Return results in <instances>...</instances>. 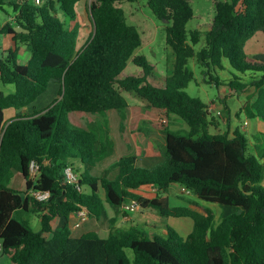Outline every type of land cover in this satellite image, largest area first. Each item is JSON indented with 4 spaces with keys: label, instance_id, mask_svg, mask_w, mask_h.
Returning <instances> with one entry per match:
<instances>
[{
    "label": "trees",
    "instance_id": "16d2710c",
    "mask_svg": "<svg viewBox=\"0 0 264 264\" xmlns=\"http://www.w3.org/2000/svg\"><path fill=\"white\" fill-rule=\"evenodd\" d=\"M134 1L94 0L87 5L86 0H42L37 6L31 0H0V11L12 8L21 28L16 32L8 24L2 30L17 45L0 57L2 83L15 86L12 94L0 92L2 253L11 264H132L127 249L134 253L133 264H264V148L258 156L251 154L249 140L239 128L233 136L212 133L220 122L207 104L185 91L194 79L188 68L191 59L206 70L208 82L217 86L220 79L211 72L226 70L228 61L236 73L221 102L228 108L229 98L254 88L255 95L249 96L240 113L264 122V54L250 57L246 53L247 43L264 33V0H211L216 15L206 33L194 30L190 34L191 0H148L153 14L171 23L167 44L174 52L175 67L163 83L157 81L159 75L147 58L136 54L143 44L141 35L119 7ZM58 9L69 25L59 18ZM74 22L86 30L91 27L80 48L81 31L71 27ZM203 37L205 45L196 52ZM18 44L30 48L26 65L18 62ZM129 62L141 72L125 76ZM50 86L56 87L58 95L48 107L6 118V110L28 108ZM123 92L151 109L177 116L189 131L183 135L164 130L166 146L158 165L141 168L137 156L130 154L98 177L93 170L115 151L99 119L117 111L121 130L126 131L124 112L129 103ZM75 161L84 171L76 183H69L65 170L74 168ZM34 167L36 179L32 178ZM111 170L117 171L114 179L108 176ZM16 172L24 181L23 191L10 186ZM175 184L201 201L236 211L215 226L210 210L202 214L173 208L165 197L148 199L135 192L150 186L165 194ZM132 200L164 217L190 218L191 234L184 239L167 227L165 237L137 228L112 230L105 239L96 232L73 235V215L86 210L89 218L109 219L105 204L119 213ZM24 213L39 217L40 231L23 218Z\"/></svg>",
    "mask_w": 264,
    "mask_h": 264
},
{
    "label": "rangeland",
    "instance_id": "374dc122",
    "mask_svg": "<svg viewBox=\"0 0 264 264\" xmlns=\"http://www.w3.org/2000/svg\"><path fill=\"white\" fill-rule=\"evenodd\" d=\"M94 0H86L87 5L91 4ZM192 10H193V18L189 21L187 24V32L190 34V32L194 30H200L202 33H206L207 27L209 24L212 23L215 15H216V7L215 3L211 0H191L190 1ZM119 7L122 8L127 16V21L129 25H133L137 27L143 44L140 49L136 51L137 55H143L147 58V60L155 67L156 72L159 75V78L157 81H160L163 83V79L169 75L172 74L174 67H175V55L171 47L167 44V28L171 26L170 22H167L165 20L158 19L153 12L150 10L148 6V0H136L134 2H124L119 4ZM14 16L12 8L9 6H6L4 11H0V23H3L4 21H7L9 17ZM58 16L62 21H67L68 25L70 24V20L67 19L62 12L58 9ZM74 29H80V36H79V42H78V48H80L84 43L86 42L88 38V33L91 32V27L87 26V30L84 28V25H79L76 22H74L71 25ZM85 29V30H84ZM4 36L0 35V40H2ZM257 38H264V33H260ZM205 45V39L203 37L200 44L195 46L196 52H199L202 47ZM264 52V50H262ZM248 53H253L251 48H248ZM18 62L22 65H26L28 62L25 58V56L21 55L19 57ZM227 65V69L224 71H212V75L215 78L220 79L221 85L217 86L215 83L210 84L208 82L209 76H207L204 72L206 71L201 65L196 61V59H191L188 63V68L193 71L194 73V79L188 84V87L185 89L187 94L191 96L192 98L200 99L202 102H204L207 105H211L212 103H217V111H222L221 116L217 114V112H212L210 110L211 114L215 116L220 124L222 126H228L231 128V124H235L237 128H239L248 138L249 140V152L253 155L258 156V152L264 148V133H261L259 135L257 131V124L258 120H251L246 117L244 113H240L241 107L244 104V101L248 100L246 96L243 94L236 95L233 98H229L230 101V109L231 111H228L229 109H226L225 106L220 103L225 98L224 97L228 94V88L227 83L232 78V73H236L229 65L228 61H225ZM141 72V69L137 66H135L132 62H129L127 65L126 70L124 71V75H133L138 74ZM251 75H248L246 77L247 80H249V77ZM0 92H3L7 95L12 94L15 92V86L14 85H5L0 80ZM252 94L250 96L255 95L256 91L255 89H251L250 91ZM126 99L129 101L130 105H139L144 108L145 115L149 113H154V109H151L148 107V105L141 101L140 99L136 98L134 95L123 92ZM57 89L55 86H50V89L48 92L43 95L38 102L34 105L37 107V109H44L48 107L56 98H57ZM219 101V102H217ZM138 106V107H139ZM134 108L130 109L131 112ZM224 111V112H223ZM231 112V113H230ZM240 113V117L237 115ZM159 116L157 120L153 119V117L145 116L142 118V122L139 119V126L138 131L141 133H146L147 131L157 130L161 133H164V130L167 128L172 131H177L182 133L183 135H186L189 131L188 126L179 118L178 122L175 119L172 118V115L168 114L167 112H161L157 113ZM224 114V117L222 115ZM237 114V115H236ZM124 115L127 119L128 123V110L124 112ZM121 116V115H120ZM147 117V118H146ZM120 131L122 134V137L126 135V131L122 132L121 130V122L122 117H120ZM163 119L167 120V123H163ZM101 125L103 126L104 130L109 131L111 139L114 141L115 138L112 134V127L113 123L110 118H107V116L102 117L99 119ZM248 122V126L244 125V122ZM183 124V125H182ZM185 127V128H184ZM229 128V129H230ZM236 128V129H237ZM134 132L136 131V128L133 129ZM256 136V137H255ZM114 138V139H113ZM115 144V141H114ZM163 145V144H162ZM125 152H121L120 155L114 154L112 159H110L112 162L119 161L122 157L134 154L135 151L134 148L129 147V150H124ZM164 151V148L162 152ZM120 156V157H119ZM161 158V162H162ZM109 163V162H108ZM108 163L103 164L101 163L97 169L93 170V174L95 176H102L103 172L110 169L113 164L111 163L108 167ZM158 164H155L156 166ZM141 168H145L144 166H140ZM74 169L73 175L76 178H79L81 175V171L76 168ZM110 178L114 179L116 177V170H111L108 175ZM32 178H37V169L34 168ZM264 187V180L261 184ZM11 187L18 191L24 190V181L21 178V175L19 173H15L13 176V179L10 184ZM182 198H195L194 194L192 195H186L185 193H181V187L179 185H172L170 187V190L168 191V195H172V193H177ZM186 195V196H185ZM37 198V197H35ZM171 203V206L173 205H182L180 201H177L176 199L170 197L169 200ZM201 204H205L204 206L209 207V210H212L215 214V226L220 223V221L227 216L230 213H234L236 211L235 208L231 207H225L221 206L219 204L214 203H207L204 201H200ZM111 212V209H108ZM145 213L146 211H142ZM137 213V212H135ZM225 213V214H224ZM228 213V214H227ZM112 214V213H111ZM121 214V210L119 213L116 212V217ZM155 214V223H157L158 227L156 230H151L149 227L141 226V229L143 228V231H145L147 234L152 235L158 234L159 236L164 237V230L161 227L160 214L157 211H154ZM79 215V214H78ZM126 217V213L122 214ZM134 216V215H132ZM136 216L139 218H142V214L138 213ZM23 218L25 220H28L31 223L32 228L35 231H40L41 224L40 219L36 214L33 213H24ZM146 218V217H145ZM143 218V219H145ZM116 220V219H115ZM167 222L168 227H171L175 229L184 239H187L190 235L192 229H193V221L189 218H177V217H169L165 219ZM164 220V221H165ZM71 227H72V233L75 237H80L85 233L88 232H96L98 233L102 238H107L110 234V230H108L111 227V224L109 222V219H103L102 222H98L96 219L89 218L86 216L84 221H82L81 216L77 219L71 220ZM118 228H121L123 230H129L131 228H137L138 226H133L131 223H128L126 225L118 223ZM138 229V228H137ZM126 254L128 258L130 259L131 263H134V253L132 250L127 249ZM0 264H11L9 258L4 255L3 253H0Z\"/></svg>",
    "mask_w": 264,
    "mask_h": 264
},
{
    "label": "crops",
    "instance_id": "0c3cea01",
    "mask_svg": "<svg viewBox=\"0 0 264 264\" xmlns=\"http://www.w3.org/2000/svg\"><path fill=\"white\" fill-rule=\"evenodd\" d=\"M14 18H15V14H14V16L9 17V19L7 21L0 23V35L4 36L2 38V40H0V57H3L5 52H7L9 50H14L17 47L16 43L13 40V36L2 32L3 27L5 25H8V24H10L11 27L16 32H21V28L16 25ZM259 34L260 33H257L246 45V53L250 57H254L257 55H263L264 54V52L262 51V50H264V38H257ZM18 47H19V57H21V55L25 56V58L28 62L31 58V51H30L29 46L27 44H18ZM249 47L251 48V50L253 52L251 54L248 53ZM19 57H18V59H19ZM225 65H226V63H225ZM226 68H227V65H226ZM250 91H248L247 93H243L247 99L249 98L250 94H252ZM238 95H240V94H238ZM226 96H224V97H226ZM246 101H244V104ZM217 102H219V101H217ZM128 103H129V101H128ZM220 103H222V102H220ZM226 103L228 106V108H226V109H229L228 111H231L229 99L227 100ZM35 104H32L31 106H29L26 109H22V110H18V111L15 109H8L5 111V116L7 119H10L13 117H17L20 115L30 113L33 110H39V109H37L36 106H34ZM222 104L224 105V103H222ZM138 106L139 105L131 106L129 103V107L127 108V110H128V123H127V119H126V135L124 136V138L122 137V134L120 131V120H121L120 114L117 111H110L108 114L105 115V116H107V118H110L112 120L111 122H114L113 127L111 128L112 129L111 135H113L115 138V140H114L115 141V151H114L113 155L114 154L120 155L121 152H125L124 150H126V149L129 150V147H131V148H134V151L136 152L135 155L137 156V165L138 166L139 165L144 166L145 168H152V167H154L155 164L161 163V158L163 159L162 150H163V148L165 149V146H166L165 134L161 133L157 130H154V132L147 131L146 133H141L138 131V126H139V122L140 121L142 122L144 120L143 117H145V116H148L149 118L153 117V119H155V121H156L158 116H159L157 113L166 112V111L154 109V113H149V114L145 115L146 111H144V108L141 106H139V107ZM208 106H209V109L212 110V112H214V111L217 112V107H216L217 103H212L211 105H208ZM132 108H134L132 111L135 110V112H131L130 109H132ZM222 117H224V114L222 115ZM142 118H143V120H142ZM172 118L175 119L176 121L180 122L179 118L177 116L172 115ZM139 119H141V120L139 121ZM135 128H136V131L134 132L133 129H135ZM229 128L230 127H228L227 125L222 126L220 124L219 129L217 131H214V129H212V133L220 131L221 133H229L230 136H233L237 127L235 124H231V128L230 129ZM257 131H258L257 135L264 133V122L261 120H258ZM113 155L111 157L107 158L106 160H104L102 163L106 164L109 162L107 165V167H108L111 163L118 162V161L112 162L110 160V159H112ZM99 165L95 169H97L99 167ZM73 166H74V168H76V170L79 169L81 172L84 171V167L79 161L73 162ZM116 175H117V171H116ZM182 189L183 188L181 187V193H183ZM168 191L165 194H159V192L156 188L149 186V187H142L135 192L142 195L145 198H148V199H154L158 195H160L162 197L167 198L168 201L170 200V197H172V198L176 199L177 201L181 202L182 205L176 204V205L171 206V204H170L171 202L169 201L170 207H173V208H188V209L197 211V212L202 213V214L205 213V210H209V207L204 206L205 204H201V202H200L201 200H199L196 195H194L195 198H191V197L182 198L180 196H183V195H179L178 194L179 192L172 193V195L169 196ZM186 195H188V194H186ZM189 195H192V193ZM105 207L107 209L109 222L111 224V227L108 229V230H110V232L112 230H115V229H121V228L117 227L118 223H121L124 225L131 223L133 226L137 225L138 226L137 228L141 231H143V228L141 229V226L149 227L151 230H156L158 227L157 223H155L156 219H155L154 211L151 209H143L142 208L137 213H126L127 214L126 217L122 215L123 212L121 210V214H119V216L116 217V211L113 208H111L108 204H105ZM108 209H111V212ZM142 211H146V212L143 213ZM210 211H212V210H210ZM138 213H141L143 217L139 218L138 216H136ZM213 214H215V213L213 212ZM132 215H134V216H132ZM79 217L80 216L77 213L76 215H73L71 217V220L72 219L77 220ZM143 218H145V219H143ZM166 218H169V217H164L161 215L160 219H159V221L161 222V227L164 230V234H165L164 237L166 236L167 227H168L167 222L165 220ZM182 218H187V217H182ZM112 220H114V222H115L114 225L111 223ZM98 222H102V220L98 221ZM58 223H59V220H56L53 223L54 228L57 227ZM143 232H145V231H143ZM152 235H154V234L152 233Z\"/></svg>",
    "mask_w": 264,
    "mask_h": 264
},
{
    "label": "built area",
    "instance_id": "2783aa9c",
    "mask_svg": "<svg viewBox=\"0 0 264 264\" xmlns=\"http://www.w3.org/2000/svg\"><path fill=\"white\" fill-rule=\"evenodd\" d=\"M32 2H34L35 5L37 6H40L42 4V0H31ZM216 112V111H214ZM217 114L219 116H221V111H217ZM163 123L166 124L167 123V120L166 119H163ZM248 122L246 121L244 123L245 126H248ZM35 168V167H34ZM34 168H33V171H34ZM37 169V168H36ZM33 171H32V174H33ZM74 170L72 167L68 166L65 170V174L67 176V180L69 183H76L78 178H76L74 175ZM182 192L185 193V194H191V192L185 188L182 189ZM38 199L42 200L44 198H46L45 196H36ZM142 209L141 207V204L137 201H129L127 203H125L122 207H121V210L123 213H135V212H138ZM79 216H81V219L82 221H84V219L86 218V216H88V213L86 210H83L81 212L78 213ZM3 252V243L2 241H0V253Z\"/></svg>",
    "mask_w": 264,
    "mask_h": 264
}]
</instances>
